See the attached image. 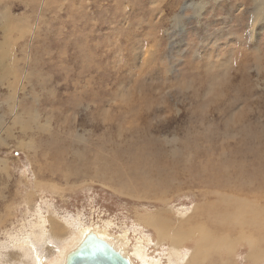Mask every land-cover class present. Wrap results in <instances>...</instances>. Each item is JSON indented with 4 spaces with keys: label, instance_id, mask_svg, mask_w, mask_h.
Here are the masks:
<instances>
[{
    "label": "rangeland",
    "instance_id": "1",
    "mask_svg": "<svg viewBox=\"0 0 264 264\" xmlns=\"http://www.w3.org/2000/svg\"><path fill=\"white\" fill-rule=\"evenodd\" d=\"M198 225L234 243L201 264H264V0H0V264H57L83 228L177 264Z\"/></svg>",
    "mask_w": 264,
    "mask_h": 264
},
{
    "label": "bare ground",
    "instance_id": "2",
    "mask_svg": "<svg viewBox=\"0 0 264 264\" xmlns=\"http://www.w3.org/2000/svg\"><path fill=\"white\" fill-rule=\"evenodd\" d=\"M214 187H216V186H214ZM194 209L195 208H193L192 211ZM226 212L228 214L230 211L229 212L226 211ZM189 214H190V212H187L186 214H180L178 216L179 218L176 220V223L183 225V222L188 219ZM229 217L231 218L232 222H234L236 225H238L240 227V229H241L240 230V234L242 235L243 231H245V226H244L245 224L243 223V221H244V212L242 210H240V209H235L234 213H232V214L227 216V218H229ZM45 218H47V217H45ZM161 218L162 217H161V215L159 213H157V214H145V215L141 216L140 219H138V223L144 228H151V229L154 230V232L156 233V239H157V242H158L157 245L158 244L162 245L163 243H165V241H167L168 242V246H169V252L171 253L170 256L172 258H174L175 261L179 260L181 258V252H182V248H183L182 242H183V240H184L186 235L185 234L182 235L181 234L182 232H181L179 235H173L171 237V235H170L171 227L168 226L167 224H165L164 220L161 219ZM202 219H205L204 215H202ZM39 220H41V218ZM37 222H39V221H37ZM55 222H57V221L55 220ZM55 222L52 221L50 224L51 225H53V224L56 225ZM44 224H46L45 220H42L38 224L39 225V230L41 228L40 232L36 233L34 231V232H31V233H29V232L28 233L33 238L39 240L40 237H41L40 235H42V237H44V235L46 234L45 233L46 230H44L45 229ZM31 225H33V224H31ZM57 226H59V225L57 224ZM31 227L33 228V226H31ZM51 228H52V231L56 232V234H57L58 227H56V230H55V226L51 227ZM172 228L177 230L178 226L172 227ZM87 230L93 231L99 237L103 238L106 242H108L110 245H112L116 250L120 251V253L122 255H124L130 261L131 264H134V262L132 260V257L138 259L140 261L139 263L142 262L141 264H148V256H147L148 252H146V249L143 246V241L142 240H138L136 242V245L132 249H130L129 252H127V245L129 243L128 240H127V236H125V237L123 236V237L117 238V240L114 241L113 238L110 236L111 234H109L110 232H108V230L103 229V230L100 231L99 229L92 230V229H89V228L81 229L79 231V235L78 236H80L84 231L86 232ZM212 230H213L214 233L215 232H217V233L222 232V230L218 229V228L217 229L213 228ZM30 231H31V229H30ZM188 234H197V236H198V239H197V242H196L197 245H196V247H194V249L190 253H188L187 255H185L183 257V260L181 262L178 261L177 264H201L203 262L205 263V261L207 260V258L205 260V257H206V254H207V257H208L209 251L218 252L222 247L224 248L226 254H230V253L233 254L234 253V250H233L234 249V243L227 235L221 236V237H216L213 234H211V232L207 228H205V226H203V225H198L196 227H190ZM42 237L40 239V242L41 241L43 242ZM168 237H169V240H168ZM245 237H246V241L248 242V245H249V256L253 257V258L262 257L263 254L260 253L259 250H258V243L253 238H250L249 236L248 237L245 236ZM60 238L63 239V237H61V236H60ZM78 238H80V237H78ZM77 240L78 239H76V241ZM76 241L74 242V244H71V245L74 246L76 244ZM72 243H73V240H72ZM62 244H63V242H62ZM159 245H158V247H159ZM145 246H147V245H145ZM69 249H71V248L66 246V245L63 246L62 249L61 248L59 249L58 254H57L58 257L56 256L57 257V260H56L57 264H61L62 263L64 255L67 253V251ZM42 256H40V260H36L37 264L38 263L39 264H45V263H43L44 262V258L43 257H45V256H43V257ZM159 258H157V259H159ZM50 259H52V258H50ZM25 260H27V259H25ZM45 260H46V258H45ZM32 262H33V260H32ZM218 262H220V264H228V260L222 259V258L219 259ZM53 264H55V262ZM150 264H159V261L157 260V263L152 262ZM169 264H173L172 261ZM213 264H215V263H213Z\"/></svg>",
    "mask_w": 264,
    "mask_h": 264
},
{
    "label": "water",
    "instance_id": "3",
    "mask_svg": "<svg viewBox=\"0 0 264 264\" xmlns=\"http://www.w3.org/2000/svg\"><path fill=\"white\" fill-rule=\"evenodd\" d=\"M79 237L61 264H131L120 251L93 231H84Z\"/></svg>",
    "mask_w": 264,
    "mask_h": 264
}]
</instances>
